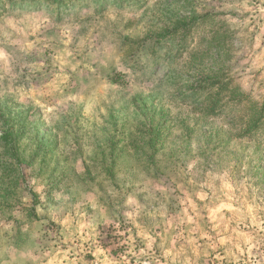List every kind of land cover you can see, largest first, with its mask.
Returning <instances> with one entry per match:
<instances>
[{"label": "rangeland", "instance_id": "1", "mask_svg": "<svg viewBox=\"0 0 264 264\" xmlns=\"http://www.w3.org/2000/svg\"><path fill=\"white\" fill-rule=\"evenodd\" d=\"M263 108L264 0H0V264H264Z\"/></svg>", "mask_w": 264, "mask_h": 264}, {"label": "trees", "instance_id": "2", "mask_svg": "<svg viewBox=\"0 0 264 264\" xmlns=\"http://www.w3.org/2000/svg\"><path fill=\"white\" fill-rule=\"evenodd\" d=\"M33 3H39V0H29ZM57 0H50V3L53 4L55 3ZM28 2V1H26ZM213 77L210 76H206L204 77V80L208 83H211V85H214L216 82L212 79ZM240 101V99L238 100ZM217 101L211 102V104L209 106H207V109L211 112L214 111V109L216 108V104ZM261 110H264L261 109ZM264 116V112L260 111L258 112V115L255 116V114H253V116H251L248 120H247V124H246V128L244 131H246V133H253V127H257L259 125V123H264V120L262 121V117ZM240 136V134H238ZM17 140L16 135L13 134V131L10 128H5L2 130V132L0 133V142L2 143V147H6V149L8 150H12V148L10 147L11 145H13V147L15 148V141ZM13 151V150H12ZM14 152V151H13Z\"/></svg>", "mask_w": 264, "mask_h": 264}]
</instances>
